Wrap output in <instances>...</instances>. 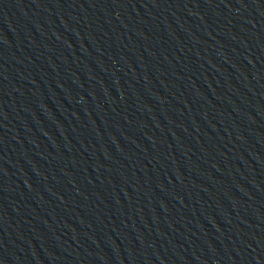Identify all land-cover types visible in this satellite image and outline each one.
Listing matches in <instances>:
<instances>
[{"label":"water","instance_id":"obj_1","mask_svg":"<svg viewBox=\"0 0 264 264\" xmlns=\"http://www.w3.org/2000/svg\"><path fill=\"white\" fill-rule=\"evenodd\" d=\"M0 157L160 264H264V0H0Z\"/></svg>","mask_w":264,"mask_h":264}]
</instances>
